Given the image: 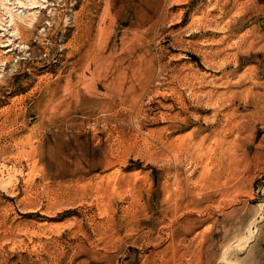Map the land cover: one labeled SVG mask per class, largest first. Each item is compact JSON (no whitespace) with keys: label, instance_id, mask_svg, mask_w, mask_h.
<instances>
[{"label":"rangeland","instance_id":"obj_1","mask_svg":"<svg viewBox=\"0 0 264 264\" xmlns=\"http://www.w3.org/2000/svg\"><path fill=\"white\" fill-rule=\"evenodd\" d=\"M18 1L0 264H264V0Z\"/></svg>","mask_w":264,"mask_h":264},{"label":"bare ground","instance_id":"obj_2","mask_svg":"<svg viewBox=\"0 0 264 264\" xmlns=\"http://www.w3.org/2000/svg\"><path fill=\"white\" fill-rule=\"evenodd\" d=\"M49 3V0H43L41 2H39L38 0H28L27 2H22L21 0L18 1V4L21 6H25L26 8L24 10L18 11L17 14H14V12L12 11V9H10L7 5H3V10L4 13H8V18L10 20V23L12 24V29L9 30L8 28H6V31H9V36L7 37V41L10 42L9 44L13 47V49L8 50L9 52H14L13 54L15 55V57H18L19 59L23 58V56L27 51H29V56H33L34 55V49L32 46L29 45V43L27 42V37L29 35H26V33L24 32V30L22 28H20V24L24 25L26 24L29 28H30V32L34 31V27L36 26V24H40L43 21H45V19L42 17V12L37 15V11H33L30 12L29 11L32 8L35 7H42L44 8V6H46V8H48L49 5L51 4H47ZM17 11V10H16ZM5 13V15H6ZM28 14L27 16H30L28 18V22H25V19L21 18V15H25ZM18 15V17H17ZM18 18L19 20V24L16 22V19ZM50 22V23H49ZM47 22V25L49 26L51 24V21ZM9 23V21L7 22ZM48 26H45L43 28V32L47 33L48 32ZM18 41V42H15ZM19 55V56H18ZM10 59H12V55H10L9 57L4 58L5 62H8ZM14 59V58H13Z\"/></svg>","mask_w":264,"mask_h":264},{"label":"crops","instance_id":"obj_3","mask_svg":"<svg viewBox=\"0 0 264 264\" xmlns=\"http://www.w3.org/2000/svg\"><path fill=\"white\" fill-rule=\"evenodd\" d=\"M166 0H161V3L165 2Z\"/></svg>","mask_w":264,"mask_h":264}]
</instances>
